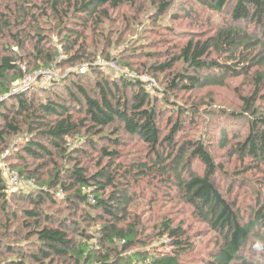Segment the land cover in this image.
Returning a JSON list of instances; mask_svg holds the SVG:
<instances>
[{
  "label": "trees",
  "instance_id": "obj_1",
  "mask_svg": "<svg viewBox=\"0 0 264 264\" xmlns=\"http://www.w3.org/2000/svg\"><path fill=\"white\" fill-rule=\"evenodd\" d=\"M153 4L144 21L134 13L123 22H147L165 51L115 57L109 38L101 52L108 62L154 78L160 87L150 91L139 78L95 65L102 46L85 43L105 21L116 23L115 12L134 0H37L30 7L0 0V98L10 95L0 99V156L14 143L4 160L35 183L9 191L0 169V264H264V0ZM36 12L49 26H40ZM185 21L197 29L172 26ZM28 46L25 57L34 61L27 71L85 62L89 71L13 95L10 87L26 62L14 47ZM139 53L149 63L137 69L131 56ZM233 81H241L242 89L235 88L240 112L216 109L205 121L217 124L211 134L203 128L194 135L199 110L182 103L184 96ZM70 138H80L78 145L68 146ZM28 159L40 162L37 169ZM238 163L247 174H262L259 183L242 180L250 198L245 209L240 195L234 198L241 183L229 170ZM48 164L45 180L40 173ZM162 199L211 230L214 248L194 253L197 239L183 219L148 224L134 214L138 200L153 206ZM64 205L69 216L83 218L70 219L76 239L69 223L59 220L64 217L50 211ZM17 224L26 229L15 242L3 230ZM30 246L33 253L23 251Z\"/></svg>",
  "mask_w": 264,
  "mask_h": 264
},
{
  "label": "rangeland",
  "instance_id": "obj_2",
  "mask_svg": "<svg viewBox=\"0 0 264 264\" xmlns=\"http://www.w3.org/2000/svg\"><path fill=\"white\" fill-rule=\"evenodd\" d=\"M23 1L26 2L27 4L26 6L28 7H30L35 2H37V0H23ZM153 1L154 0H134L135 5L123 6L120 10L115 12L114 18L117 21L116 23L115 22L110 23V22L105 21L104 24L100 26L99 32L97 33L90 32L86 36L85 43L87 46L89 45L90 49L93 46H96L97 49L98 47L102 46L100 48V53H99L100 57L97 58L95 65H101V67H103L106 71L113 72L117 76L122 72H126V73L130 72L128 69L122 68L119 65H117V63L114 65L110 64L108 61H112V59L107 60L105 57L101 56V52L104 49H106L107 46H109V38L113 39V43L111 44V46L113 47L111 49V54L115 55V57L120 52H123V53L126 52L129 54V53H134V52L141 51V50L154 51L156 53H159V51H165L167 46H162V41L159 40L160 34L158 33L155 34V32L149 31L148 29L150 27L147 22L145 24H142V23L139 24L138 22L137 24L135 23L128 27H125L126 24L123 22V18H122L123 16L127 20L128 17H132L134 13H137L139 14L140 21H144L145 18L147 17L145 16V12L147 13L154 12ZM12 3H10V5H12ZM6 4L7 3L5 1L3 7H5ZM134 7H137V9H134ZM144 10L146 11L144 12ZM36 13L40 20V21L38 20L39 21L38 23H41L40 26L43 28H45L46 25L49 26L48 25V23H50L49 19L44 16H41L40 12H36ZM195 25L190 24L189 22H186V21L183 24H181V22L172 24V26L177 27L176 29H185L184 27L188 29H197L198 25L196 23ZM52 27H54V25ZM55 35L57 34H53V41L58 43L59 39ZM1 42H3V40H1ZM5 43L9 44L10 42L7 41ZM14 52L17 54L20 53V55H22L25 58L26 62H24L23 64L21 63L22 64L21 69L24 72L22 78L15 80L12 83V86L10 87L13 95H16L22 92H29L32 89H36L38 91L42 87L51 86L54 83H59L64 78L71 76L72 73H75V72L87 73L90 67V65L88 63L86 64V62H85V65L84 63H80V64L76 63L73 66H71V63H70V64H63L62 67H59L58 69L55 68L54 66L52 68H42L41 70L37 72H30V71H27L28 67L26 66V64L28 63L29 69H31L32 66H30V62L33 63L32 61L34 60H31L30 58L25 57V55L29 52V46L26 48V50H20L17 47H14ZM2 56L3 54L0 55V57ZM131 57H132L131 59H134L133 60L134 68L138 69V68H141L143 64L149 63V60H147L145 55L141 53L137 54L136 56H131ZM118 59L122 60L123 58L119 57ZM139 76L142 77L141 79H143L146 82L147 87L148 89H150V91L154 89L153 87L159 86V83H157L154 78L147 75L145 71L141 72ZM240 83L241 81H233L231 86L227 88H216V87L207 88L206 90L184 96V100H182V103L186 101L188 105H196L197 109L199 110V114L197 116H194L193 118L195 121L194 123L196 124V127H195L196 132H194V135L200 136L201 133L203 132V128H206L209 134H211L212 130H214V127L217 125L215 124L216 122L215 123L207 122L205 124V121L208 119L210 112L216 111V109L218 110L219 108H227L230 111L235 110L237 112H240V110L242 109V104H241L242 102H241L240 96L238 95V93H236V89H235L237 86H239V88L242 89ZM251 90H252L251 85L247 86L243 90V93H247V92L249 93ZM9 96L10 95L4 96V97H1L0 99L5 100ZM216 134L218 135V133ZM79 141H80V138H70L68 142L69 144L68 146H71V147L76 146L78 145ZM13 146H14V143L10 146V149L6 150V152L2 155L6 154L7 156H9L13 152ZM5 162L9 166V163H8L9 161L6 160ZM27 163L30 164V167L32 170L37 169V166L40 165V162H38L37 164H31L32 163L31 159H28ZM51 168H52V165L48 164L47 166H45V169L41 170L40 174L43 173V176H42L43 179L46 180L49 177V171L51 170ZM233 168H235V165L231 164L229 166V170L234 174L235 178L238 179L239 183H241V185L238 186L237 194L234 195V198L237 199L238 195H240L238 203L240 205L241 204L244 205L242 207L245 209L246 204L249 202L250 198L248 195H246L247 185L244 184L242 180L245 178V179L254 181L256 183H259L258 181L261 179L262 174L258 173L255 170L250 171L247 174L245 173V170L242 167H240L239 163L237 165V168H235V170ZM1 170H2V176L5 179V175H6L5 171L3 169ZM13 170H16V169H13ZM21 180L23 181L22 182L23 184L31 186L25 189L32 188L33 186H35V183L33 180H24L22 178ZM29 182H32V185H29ZM148 197L149 196L146 195L144 198L143 197L142 198L144 201H147ZM144 201L138 200L135 206L136 207L135 210L137 213H134V214L139 219H142L145 223H148V224H153L154 221L159 220V217L160 218L173 217L178 220L183 219L186 222V225L188 229L190 230V233L191 234L194 233L197 239L196 243H197L198 249L194 253L199 255L200 253L204 251L214 248V242L217 239L212 233V231L209 230L204 224L193 220L189 216V214L185 213V216H183L182 209L180 208L181 205L174 206L170 204V202L162 199L158 201L156 204H154L153 206H151L150 204H147ZM62 207L66 209H60L58 210V212H56L57 208H53L50 211L55 212V216L60 215L61 217H64V218H59V220L66 224L69 223L67 225L70 227L69 232L71 234V237L73 239H76V237L78 236L73 232L74 222L70 219L83 222V218L80 216H75V217L69 216L68 214L69 211L67 210L69 208L65 205ZM18 217L20 218V221H23V218H22L23 216L20 215V213H18ZM53 220H56V219H53ZM3 223H5V221L1 218L0 224H3ZM25 229L26 227H24L23 225L17 224L13 226L11 230L5 229L3 230V232L8 233L12 241L18 242L20 238L21 240H23ZM20 233L22 234L21 236L18 235ZM5 242L10 243L8 238L5 239ZM23 251L33 253L35 251V247L34 246H30L28 248L25 247L23 248ZM8 257L9 255L6 254V256L2 258L5 260ZM63 262L64 260L60 261V264H63Z\"/></svg>",
  "mask_w": 264,
  "mask_h": 264
},
{
  "label": "built area",
  "instance_id": "obj_3",
  "mask_svg": "<svg viewBox=\"0 0 264 264\" xmlns=\"http://www.w3.org/2000/svg\"><path fill=\"white\" fill-rule=\"evenodd\" d=\"M110 64H116L115 62H109ZM101 64V63H100ZM101 66V65H99ZM105 66V65H104ZM48 73V72H46ZM120 74L126 75V76H131V77H136L141 79L142 77H140L139 75H137L136 73H131V72H122ZM142 81H144L143 79H141ZM6 154L5 155H1L0 156V168L3 169L5 171V181L7 184V187L9 189V191H16V190H20V189H25L27 187H31L28 185L23 184L20 175L18 173V171L11 169L8 164L5 162V158H6ZM7 172V173H6ZM29 185H32V182H29Z\"/></svg>",
  "mask_w": 264,
  "mask_h": 264
}]
</instances>
